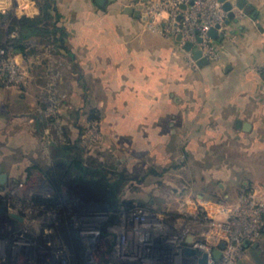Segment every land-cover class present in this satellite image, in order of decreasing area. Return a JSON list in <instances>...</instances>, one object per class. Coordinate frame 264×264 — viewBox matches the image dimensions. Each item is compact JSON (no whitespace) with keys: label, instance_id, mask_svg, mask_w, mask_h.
I'll list each match as a JSON object with an SVG mask.
<instances>
[{"label":"rangeland","instance_id":"1","mask_svg":"<svg viewBox=\"0 0 264 264\" xmlns=\"http://www.w3.org/2000/svg\"><path fill=\"white\" fill-rule=\"evenodd\" d=\"M32 2L33 16L29 7L0 11L1 48L19 37L11 29L15 21L39 14ZM21 43L23 51H6L0 60L6 65L0 75V170L20 184H34L39 174L31 171L44 168L54 150H80L90 163L122 176V197L131 207L147 208L171 227L182 215L208 217L204 225L185 224L199 245L214 242L216 221L230 216L242 189L264 187L263 127L252 137L236 133L223 141L216 126L203 142L183 133L180 142L164 120L141 117L139 102L126 99L131 94L114 83V70L93 64L90 49L75 38L67 39L65 52L43 37ZM209 94L211 109L222 96ZM232 264H264V232Z\"/></svg>","mask_w":264,"mask_h":264},{"label":"crops","instance_id":"2","mask_svg":"<svg viewBox=\"0 0 264 264\" xmlns=\"http://www.w3.org/2000/svg\"><path fill=\"white\" fill-rule=\"evenodd\" d=\"M27 1L31 6L0 0V11L17 14L29 7L27 15L33 16L36 8ZM159 1L109 0L101 8L95 0H56V6L68 40L75 38L80 48L90 49L98 68L105 63L103 67L114 70V83L131 94L126 99L139 102L140 116L164 120L179 133L180 142H185L180 133L203 142L216 126L223 141L236 133L252 137L264 128V0H246L252 12L235 15L222 39H214L219 60L196 69L188 66L187 51L177 37L162 36L149 21L134 17L135 10L146 14L145 6ZM210 92L222 96L211 109ZM237 120L251 123V131L236 129Z\"/></svg>","mask_w":264,"mask_h":264},{"label":"flooded vegetation","instance_id":"3","mask_svg":"<svg viewBox=\"0 0 264 264\" xmlns=\"http://www.w3.org/2000/svg\"><path fill=\"white\" fill-rule=\"evenodd\" d=\"M35 172V183L25 186L0 170V264H203L194 261L197 249L185 253L190 237L171 259L150 261L148 239L168 233L146 227L150 212L122 197V176L80 150H54Z\"/></svg>","mask_w":264,"mask_h":264},{"label":"built area","instance_id":"4","mask_svg":"<svg viewBox=\"0 0 264 264\" xmlns=\"http://www.w3.org/2000/svg\"><path fill=\"white\" fill-rule=\"evenodd\" d=\"M182 5L186 6L184 10L181 8ZM144 11L151 21L155 32L173 37L181 35L180 44L183 51L185 43H192L193 50H201L203 57L208 62L219 60L220 50L215 40L208 35L209 28L216 25L220 26L218 29L219 34H226L227 25L225 21L227 13L217 0H160L158 3L146 5ZM232 11L235 15H239L242 12L235 7ZM165 13L167 17L162 21L161 16ZM179 16H182L181 22L177 21ZM180 25L183 26L182 29L179 27ZM13 38H15L14 35ZM198 38H201L200 43L197 42ZM7 41L9 49L15 53L17 49L12 40ZM6 51L7 49L0 47V60L5 56ZM185 53L188 66L196 69L198 66L193 59L192 51ZM5 66L0 63V75L4 73ZM242 190L236 203L231 206L230 216H227L224 221H216L213 229L214 242L211 245L203 243V245H199L197 240L191 242V247L200 252L199 256L194 258L195 262H198L206 255L207 264H226L228 260L232 264L234 257H238L245 247L256 245L259 242V238L264 232V187H249ZM147 217L153 219V225L162 231V234L168 233V239L167 237L166 239H160L163 246L161 252L154 250L156 256L151 254L153 257H158L157 262L171 259L174 249L178 248L186 237H190L187 232L185 233L186 223H192L191 221L193 220V223L197 225H204L208 222V217H198L196 214L192 217L190 215H182L175 220L171 227L170 224H166L163 220H158V217L156 219L152 214L145 213L144 218L147 219ZM214 251L220 253L218 258L213 256Z\"/></svg>","mask_w":264,"mask_h":264},{"label":"trees","instance_id":"5","mask_svg":"<svg viewBox=\"0 0 264 264\" xmlns=\"http://www.w3.org/2000/svg\"><path fill=\"white\" fill-rule=\"evenodd\" d=\"M39 6V14L35 17H22L15 21L11 26L19 30V37L12 40L15 48L23 51L24 42L30 37H39L51 40L56 44L58 48L65 52V43L68 39V33L64 30V27L59 25L61 22V14L56 6V0H34ZM1 42V39H0ZM7 51L9 49V44H5Z\"/></svg>","mask_w":264,"mask_h":264},{"label":"water","instance_id":"6","mask_svg":"<svg viewBox=\"0 0 264 264\" xmlns=\"http://www.w3.org/2000/svg\"><path fill=\"white\" fill-rule=\"evenodd\" d=\"M95 1L101 8H105L109 2V0H95ZM217 1L221 4L222 9L227 13V19L225 21L226 25H229L230 21L235 17L234 12L232 11L234 7L243 11L245 14H250L252 12V7L247 4L246 0H217ZM181 8L184 10L186 6L182 5ZM125 12H127L128 14H131V10L129 8H126ZM133 15L134 17L141 18L144 21L148 20V16L146 14H142L140 10H135L133 12ZM181 20H182V16H179L177 18V21L181 22ZM179 27L182 29L183 26L180 25ZM219 28H220L219 25L209 28L208 35L215 40H221L223 36L219 34V31H218ZM177 39L181 40V35H178ZM197 42L200 43L201 38H198ZM184 49L188 52L192 51L193 59L196 61V64L199 68L209 64L208 60L203 57L201 50L199 49L193 50L192 43H185ZM16 52H18V50ZM235 126H236V129L241 130L243 132H250L252 129V124L247 121H243V120H237L235 123ZM189 242H191V238H189ZM162 247L163 246L161 245L160 239L158 240L153 239V238L148 239L146 248H147V255L150 257L149 259L150 261L151 260L157 261L158 257H153L151 254L154 250L161 252V250L163 249ZM193 252H195V249L193 248H186L185 250L186 254L188 253L191 254ZM219 255H220L219 252L217 251L213 252V256L215 258H218ZM201 262L203 264L207 263L206 255L203 256V258L201 259Z\"/></svg>","mask_w":264,"mask_h":264},{"label":"bare ground","instance_id":"7","mask_svg":"<svg viewBox=\"0 0 264 264\" xmlns=\"http://www.w3.org/2000/svg\"><path fill=\"white\" fill-rule=\"evenodd\" d=\"M143 220H145L144 223H146V227L154 224L153 219H151L150 217H147V219L143 218ZM209 264H212V263H209ZM226 264H231V263H230V261L228 260V261L226 262Z\"/></svg>","mask_w":264,"mask_h":264}]
</instances>
